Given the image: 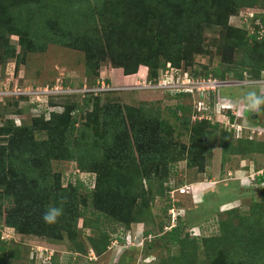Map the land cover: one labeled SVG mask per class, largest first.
I'll use <instances>...</instances> for the list:
<instances>
[{"label": "rangeland", "instance_id": "obj_1", "mask_svg": "<svg viewBox=\"0 0 264 264\" xmlns=\"http://www.w3.org/2000/svg\"><path fill=\"white\" fill-rule=\"evenodd\" d=\"M48 1L52 10L45 9L38 15L40 18L37 22L41 25L43 21L55 18L54 13L59 7V0ZM102 9V0H86V4L77 6L79 12L76 13L72 26L78 28L82 34L97 40L91 42L92 50L97 51V54L106 55V42L100 48L101 52L98 46L102 43L98 37L103 38L99 32L101 20L98 16ZM243 11V15L237 13L229 18V26L245 31L251 28L245 15L249 12L245 9ZM207 14L212 15L213 12L209 10ZM203 38L205 52L193 57L188 66L184 62L180 65L179 70L187 71L190 77L206 78L204 74L221 68L226 58H230V62L235 65L245 63L244 49L231 53L226 47V40L229 38L227 26L205 25ZM18 40V36L14 35L11 43L19 52L21 49ZM56 40L59 39H54ZM54 41L41 45L45 46L41 52L21 53L18 58L9 59L5 64L0 60V91L16 92L8 95L5 93L0 99V125L7 120H13L15 126L25 125L31 130L34 118L49 121L54 113L65 112L66 106L79 105L73 112L78 120L75 136H80L72 148L76 159L38 160L27 155L16 160L12 172L8 174L10 176L14 173L13 176L17 179L28 178L31 181L37 205L40 203L45 209L50 206L60 207L63 212L54 224L45 223L39 212L42 220H38V227L49 228L42 235L16 232L7 225L5 212H1L5 210L3 194L1 195L5 190L0 188V239L9 240L0 260L11 258L14 264H53L56 259V264H71L79 257L76 249L78 245L85 249L89 245L88 236L93 234L92 231L96 228L98 240L103 241L108 234L112 242L106 254L99 256L100 258L96 256L98 264H116L119 255L125 250L123 243L129 245L127 250H134L126 251L127 255L133 253L141 264H162V261L166 264H212L214 259L220 257L221 251L225 252L226 258L235 261V264H264V256L261 258L260 254L256 253L257 247L264 251V243L261 241L258 244L252 237L243 238L246 223L253 229L254 225L262 223L264 232V185L251 187L249 184L258 167L264 170V105H261L258 111L245 109L248 107L245 99L247 91L255 90L261 95L264 94V88L256 85H237L222 88L220 95L215 94L212 100L208 91L202 94L185 92L187 96L181 98L169 88L172 80L163 75L168 63L166 66L160 64V74L155 79L151 78L149 67L146 65L140 66L137 73L127 75L124 69L118 68L108 61L109 59L95 70L86 51L69 48L64 43ZM175 72L169 74L173 81L178 80L174 77ZM103 83L105 87L102 86ZM62 86L70 87L71 91L49 94L43 92L48 87L52 89ZM86 96L90 97V105L83 111L81 106ZM209 102H214L211 110L205 107ZM179 104L190 106L194 114L178 110ZM197 105L203 106L202 112L205 116L209 114V118L205 119L210 120L211 125L204 127V143L195 158L192 154L195 147L192 130L195 127L193 120H199L196 115ZM128 106L142 113L150 121H159L162 124L161 134L164 142L160 146H163V150L158 152L161 157L159 169L149 168L152 172L148 171V176L145 175V167L138 151V145L144 144L145 133H135L129 127L130 123L128 134L132 154L127 155L124 160H110V155L105 152L112 146L114 134L125 131L124 127H120L122 122L117 120L116 116L121 109L127 117ZM251 112L257 114L255 120L251 118ZM82 129L85 137H82ZM241 136L252 138L254 144L240 145L237 139ZM31 138L36 142H48L49 133L37 130L32 133ZM4 144L5 141L0 140V146ZM239 152L250 153L238 154ZM78 158L83 160L82 163ZM90 159H95L101 167L103 184L106 187L107 183L109 186L129 175L136 177L132 186V198L139 191H145L146 196L138 197L134 204L133 214L136 222L132 223L131 230H126L120 223L106 221L102 215L100 223H96L94 220L97 212L91 207L85 209V220L78 219L77 212L66 208L84 205L83 196L75 194V199L72 200L71 183L83 187L87 192L94 188L95 171H91V167L82 168ZM8 167L7 171L10 169ZM58 177L61 179L60 184L57 182ZM195 183L198 184L192 189L189 188ZM164 188L167 189L166 193ZM173 202L184 212L182 245L166 243V232L160 226L161 222L165 223L169 218V210L165 213V207ZM5 204L7 206V201ZM231 209H235L236 213L230 215L228 211ZM258 209L262 218H258V214L254 216ZM256 217L260 222L255 220ZM229 218L233 220L230 221ZM75 219L77 227H68ZM247 220L250 222H246ZM69 229L78 231L74 238L68 235ZM230 229L234 230L231 232H239L241 235L231 236ZM250 229L247 231H251ZM155 235H158L157 238ZM224 235L227 237L220 241ZM59 236L61 237L58 238ZM228 236H231V239ZM141 237H145L146 241L155 237V248L147 250L141 242ZM116 240L119 241L118 245ZM169 245L170 250L167 247ZM13 249L17 250H14L12 255ZM90 253L95 254L90 249L84 263L88 262ZM46 260L50 262H45Z\"/></svg>", "mask_w": 264, "mask_h": 264}, {"label": "trees", "instance_id": "obj_2", "mask_svg": "<svg viewBox=\"0 0 264 264\" xmlns=\"http://www.w3.org/2000/svg\"><path fill=\"white\" fill-rule=\"evenodd\" d=\"M81 3L86 4V0H59L58 10L54 13L56 17L43 21L45 24L41 25L37 22V19L40 18L38 15H41L45 9L52 10V5L48 0H0V50L2 51L0 60L2 64L7 63L9 59L18 58L21 53L41 52L45 49V46L42 47L41 45L59 39L54 42L64 43L66 47L86 51L92 59L95 70L109 59L108 61H111L112 64L124 69L127 75L137 73L140 66L146 65L149 67L151 78L155 79L160 74L162 63L166 66L167 63L171 62L174 67L180 68L181 63L184 62L188 66V63L193 61V57L205 52L203 47L205 25H224L227 26L229 35L226 40L228 51L232 53L234 50L244 49L246 51L245 63L235 65L230 62V58H226L225 62H222L221 68L214 69L212 72L207 71L204 77L227 78L234 76L237 79H244V72L248 71L252 78L259 79L262 71H264V36L260 38L257 32L252 34L250 30H239L229 26V18L237 13L240 15L243 9L264 11V0H102L103 9L98 16L101 20L99 32L103 38L98 37L100 41L102 40V43L98 46L100 51L103 43L106 42V55L97 54V51L92 50L91 42L97 40L82 34L78 28L72 26L77 16L76 13L79 12L77 6ZM209 10L213 12L212 15L207 14ZM258 18L264 22V14L257 13L255 18L249 20L252 28H257L256 19ZM14 35L19 38L18 44L21 49L19 52L17 47L11 43ZM176 96L183 98L187 95L181 93ZM260 96H264V94ZM89 99L90 97H85L81 110L85 111L89 107ZM78 107L79 105L66 106L65 112L61 114L54 113L49 121L36 117L33 119L31 130L27 129L25 125L15 126L13 120H7L0 125V137H2L0 140L5 141V144L0 146V188L5 190L4 193H1V195L3 194L5 210L1 212H5L7 225L16 232L42 235L49 228L38 227V220H42L39 212L43 215L46 209L40 203L37 205L35 202L36 194L31 189V181L28 178L17 179L13 176L14 173L10 176L8 174L12 172L15 161L27 155H31L32 158L38 160L45 158L55 161L76 159L72 148L80 136H75L78 120L74 117L73 112ZM126 109L128 110L127 117L121 109H119V114L116 116V119L122 122L120 127H124L125 131L114 134V142L105 152L110 155V160H124L127 155L132 154L131 140L128 134L129 127L135 133L142 131L145 133L144 144L138 145V151L145 167V175L148 176V171H151L149 168L156 167L159 169L161 157L158 152L160 153L163 150V146L161 148L160 146L164 142L161 134L162 124L159 121H150L130 106ZM178 110L194 114L190 106L183 104L178 105ZM196 113L199 114L200 112ZM189 120L186 122L189 123ZM106 121H108V118H106ZM193 122L195 127L192 130V140L195 147L192 154L197 158L204 143V127L205 125L210 126L211 121L201 119L193 120ZM128 123H130L129 127ZM37 130L47 131L50 141H34L31 136ZM85 135L84 129H82V137H85ZM237 140L240 145L253 143L254 141L248 136ZM245 153L250 152H239L238 154ZM78 160L80 163L83 161L80 158ZM7 167L10 168L9 171H7ZM89 167H91V171L96 173H93L96 175L93 190L87 192L83 187L71 183L72 200L75 199V194L76 196H83L84 205L82 207L77 205L66 206V208L71 212H77L78 219L85 220L87 219L85 209L91 207L97 212L94 220L96 223H100L102 215L106 221L120 223L125 226L126 230H131L132 223L136 222V217L133 214L134 204L138 197L146 196L143 190L132 198V192H134L132 186L136 177L126 175L109 186L107 183L106 187L103 184L101 167L95 159H90L87 165L82 166L83 169ZM256 170H261V167ZM256 179H254V182H258L259 187L264 185V176ZM60 180V177H58L57 182L59 184L61 183ZM164 189V193H166L167 189ZM164 195L161 194V196ZM5 201L8 203L7 206ZM171 206L172 204L169 203V206L165 207V213L168 212ZM259 210H256L254 216L258 214V218H262ZM228 212L231 215L236 213V210L231 209ZM182 218L180 217L178 226L168 231L165 230V227L171 224L170 219H166V224L161 222V229L165 230L167 236L165 238L166 243L182 245L181 231L185 225ZM258 218L256 217L255 220L260 222ZM229 220L232 221L233 219L229 218ZM246 222H250V220ZM76 225L77 220L75 219V222L69 223L68 227ZM85 227L88 226L85 225ZM244 227L246 228V231L243 232L244 239L252 237V240L258 244L261 241L264 243L262 223L261 225H254V229L251 225L248 226V223ZM249 229L251 231H247ZM67 231L71 238H74L78 232L76 229ZM231 231L234 230L230 229L231 236L241 235L239 232ZM92 232L93 234L88 236L89 245L85 249L78 245L76 249L79 257L71 264H98V260L83 262L87 258L90 249L99 257L104 253L106 254L109 247H111L110 235L106 234L102 241L96 237V228ZM157 236L155 235L156 238ZM231 236L228 237L231 239ZM155 237L146 241L145 247L147 250L150 251L155 248ZM225 237L227 236H222L220 241ZM7 244V241L0 239L1 257ZM170 245L167 246L168 250L171 249ZM257 248L256 253L257 255L260 254L259 257L262 258L264 251L260 247ZM14 250L17 249L12 250V255ZM126 251L134 250L125 249L119 255L116 264H122V262L137 264V259L133 253L128 256ZM55 260L53 264H56ZM234 262L232 259L226 258L225 252L221 251L220 257L214 259L212 264H235ZM0 264H14V262L11 261V258H7L6 260L1 259ZM162 264H166V262L162 261Z\"/></svg>", "mask_w": 264, "mask_h": 264}, {"label": "built area", "instance_id": "obj_3", "mask_svg": "<svg viewBox=\"0 0 264 264\" xmlns=\"http://www.w3.org/2000/svg\"><path fill=\"white\" fill-rule=\"evenodd\" d=\"M249 13L245 14L246 15V19L250 20L252 18L256 17V12L255 11H247ZM243 15V14H242ZM250 22V21H249ZM257 22V28H250L249 30L251 31L250 33H255L257 32L260 35V38H262L264 36V22L261 21L260 18L256 19ZM176 71V72H175ZM176 73L174 75V77L178 80L173 81V78L169 75L172 73ZM164 77L166 78H170V80H172V83H170L169 88L173 89V91L175 92H197V93H204L205 91H208L210 99L212 97V94H220V89L223 87H227V86H237V85H243L247 82L248 85H259L261 87L264 88V71H262L261 73V77L259 79H254L252 78V75H250L248 73V71L244 72V79L243 80H233V81H223L217 78H208V79H203V80H195L194 78L190 77L188 73H182L181 70L176 69L174 67L171 66V64L167 65V68L164 70ZM182 79V80H180ZM166 80V79H165ZM164 80V81H165ZM186 80H192L191 82H187ZM166 84V82H164ZM105 83H103V87H105L104 85ZM168 85V84H167ZM71 91L70 87H54L52 89H50V87H48L47 89L43 90L44 93H55V92H62V93H68ZM9 94V93H16V92H8V90H3L0 91V99L5 96L3 94ZM97 93V92H96ZM209 99V100H210ZM201 102H199L200 104ZM201 105V104H200ZM206 108H208L210 110V105L205 106ZM246 107V106H245ZM198 111L200 112L199 114L196 113V115L198 116V119H205V118H209L207 114L205 116V114L202 112L203 110V106L199 107L197 105ZM245 109H249V107H246ZM199 116H201L199 118ZM262 131V130H261ZM264 176V170H258L257 172L254 173V175H252L251 180L249 181L250 185H255V186H259L258 182H254V179H256L257 177H261ZM257 181V179H256ZM184 189H182L183 191ZM170 193V192H169ZM173 192L171 191V197H172ZM177 204H175V202L172 203L171 208L169 209V218L171 221V224L165 227V230H171L172 228H175L178 225L179 219L180 217L184 216V212H182V210H179L178 207H176ZM195 235H197V233H195ZM142 238V237H141ZM140 238V239H141ZM145 241L146 238H142L141 242L145 245ZM119 241L116 240V245H118ZM124 245V249H127V247L129 246L128 244H122ZM121 246V245H120ZM122 247V248H123ZM97 255L94 253H90L88 260L89 261H95L97 259L96 257ZM45 262H50L49 260H46ZM140 262V261H139ZM137 262V264H141Z\"/></svg>", "mask_w": 264, "mask_h": 264}, {"label": "clouds", "instance_id": "obj_4", "mask_svg": "<svg viewBox=\"0 0 264 264\" xmlns=\"http://www.w3.org/2000/svg\"><path fill=\"white\" fill-rule=\"evenodd\" d=\"M245 11H255L256 13H263L264 14V11H260V10H257V9H248V10H245ZM242 12H244V11H242ZM242 14V13H241ZM169 64V63H168ZM171 64V63H170ZM172 66V65H171ZM173 67V66H172ZM167 68V67H166ZM176 69H179V68H176ZM181 70V69H180ZM181 72L182 73H188L187 71H183V70H181ZM217 78V79H220V80H223V81H233V80H243V79H237V78H235L234 76H229V77H227V78H220V77H214V76H209V77H206V78H202V79H198V78H194L195 80H203V79H208V78ZM241 86H248V84H243V85H241ZM256 86H259V85H256ZM229 87H232V86H227V87H223V88H229ZM259 87H261V86H259ZM243 88V87H242ZM221 90H222V88L220 89V92H221ZM181 93H184V94H186L185 92H176L175 94H181ZM187 93H190V94H192V92H187ZM194 93H197L196 91L194 92ZM198 94V93H197ZM214 95L215 94H212V97H211V100L213 99V97H214ZM218 95H220V94H218ZM245 99L247 100V102H248V107H249V109H246V110H250V109H252L253 111H258L259 109H260V107H261V105H264V96H260V95H258L257 94V92L255 91V90H249V91H247V93H246V96H245ZM208 105H210V110H211V107L213 106L214 107V102H212V104L209 102L208 103ZM252 113V112H251ZM254 115H256V114H254V113H252L251 114V116H252V119L253 120H255V118H253V116ZM250 116V117H251ZM259 130H262V129H260V128H258ZM257 129V132H259V130ZM245 132V131H244ZM263 135H264V133H263ZM241 137H243V136H241ZM240 137V138H241ZM264 137V136H263ZM262 137V138H263ZM252 139V138H251ZM198 184V183H197ZM196 183L195 184H193L191 187H189V188H191L192 189V187H194V185H197ZM251 187H256L255 185H251ZM189 190V189H188ZM193 196H194V194H193ZM62 212H63V209L62 208H60V207H55V206H50V207H48L45 211H44V213H43V215H42V219H43V221L45 222V223H48V224H54V223H56L57 222V220H58V218L62 215ZM178 226V225H177ZM194 235V234H193ZM196 237V236H195ZM148 263V262H147Z\"/></svg>", "mask_w": 264, "mask_h": 264}, {"label": "crops", "instance_id": "obj_5", "mask_svg": "<svg viewBox=\"0 0 264 264\" xmlns=\"http://www.w3.org/2000/svg\"><path fill=\"white\" fill-rule=\"evenodd\" d=\"M13 230V229H12ZM12 230H10V231H12ZM2 240H4V241H9V240H7V238L6 239H2Z\"/></svg>", "mask_w": 264, "mask_h": 264}, {"label": "water", "instance_id": "obj_6", "mask_svg": "<svg viewBox=\"0 0 264 264\" xmlns=\"http://www.w3.org/2000/svg\"><path fill=\"white\" fill-rule=\"evenodd\" d=\"M253 118H257V115H254Z\"/></svg>", "mask_w": 264, "mask_h": 264}, {"label": "bare ground", "instance_id": "obj_7", "mask_svg": "<svg viewBox=\"0 0 264 264\" xmlns=\"http://www.w3.org/2000/svg\"><path fill=\"white\" fill-rule=\"evenodd\" d=\"M190 190V189H189ZM207 195V194H206Z\"/></svg>", "mask_w": 264, "mask_h": 264}, {"label": "flooded vegetation", "instance_id": "obj_8", "mask_svg": "<svg viewBox=\"0 0 264 264\" xmlns=\"http://www.w3.org/2000/svg\"><path fill=\"white\" fill-rule=\"evenodd\" d=\"M257 115V114H256ZM252 118V117H251Z\"/></svg>", "mask_w": 264, "mask_h": 264}]
</instances>
